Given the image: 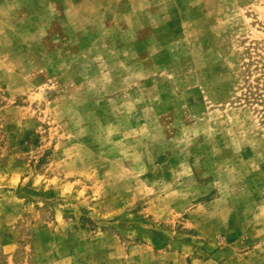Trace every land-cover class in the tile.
<instances>
[{"label": "rangeland", "instance_id": "1", "mask_svg": "<svg viewBox=\"0 0 264 264\" xmlns=\"http://www.w3.org/2000/svg\"><path fill=\"white\" fill-rule=\"evenodd\" d=\"M0 264H264V0H0Z\"/></svg>", "mask_w": 264, "mask_h": 264}]
</instances>
